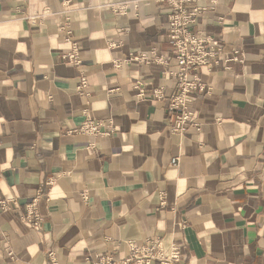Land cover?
<instances>
[{
    "label": "crops",
    "instance_id": "0c3cea01",
    "mask_svg": "<svg viewBox=\"0 0 264 264\" xmlns=\"http://www.w3.org/2000/svg\"><path fill=\"white\" fill-rule=\"evenodd\" d=\"M209 6L192 32L241 61L200 72L208 92L176 134L170 6L0 0V198L17 202L0 217V264H90L154 237L181 264H264V0ZM152 50L167 66H114ZM87 121L113 132H78ZM40 189L34 231L21 218Z\"/></svg>",
    "mask_w": 264,
    "mask_h": 264
},
{
    "label": "built area",
    "instance_id": "2783aa9c",
    "mask_svg": "<svg viewBox=\"0 0 264 264\" xmlns=\"http://www.w3.org/2000/svg\"><path fill=\"white\" fill-rule=\"evenodd\" d=\"M160 1L166 3L172 9L167 25V40L172 47L177 68L175 72L170 73L176 81L177 91L171 96L168 112L172 121L171 132L181 134L186 131L188 125L194 122V113L188 104L190 98L208 92L206 84L201 79L200 72L205 69L211 73L219 65L240 62L241 59L226 57L218 42L209 36L192 32L197 19L207 9H212L209 5L217 4L218 0H204L209 4L205 8L197 6L199 0ZM76 50V48H73L70 54L64 56V59L78 66L80 60ZM123 63L167 66V61L162 56H158L155 50H152L149 55L140 54L127 60L115 61L114 66L120 68ZM86 87L87 80L82 77L80 86L76 90L82 95ZM140 96H143L142 91ZM153 96L156 100L163 98L161 91H156ZM77 131L90 136H108L113 132L110 128L103 131V123L92 121H87ZM177 163V159L172 160V164ZM42 196L43 191L40 189L25 206V214L21 218L22 222L34 231L41 229L42 217L38 213L37 205ZM82 198L84 201L87 200L84 193ZM16 206L17 202L15 200L0 198V217L3 212ZM126 247L127 254L124 257L114 254H102L91 261L90 264H181V247L173 244L166 248L159 238L147 239L140 246L127 242ZM8 256L12 257V253L9 252ZM49 258L52 264H57L54 253H50Z\"/></svg>",
    "mask_w": 264,
    "mask_h": 264
}]
</instances>
